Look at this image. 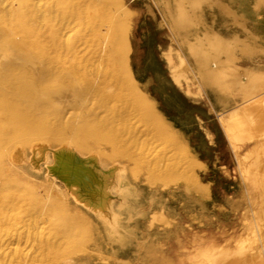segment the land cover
Returning <instances> with one entry per match:
<instances>
[{
	"label": "bare ground",
	"instance_id": "1",
	"mask_svg": "<svg viewBox=\"0 0 264 264\" xmlns=\"http://www.w3.org/2000/svg\"><path fill=\"white\" fill-rule=\"evenodd\" d=\"M254 1L257 9L264 7V0ZM228 2L222 6L227 17L225 23H233L235 18L234 23L246 29L242 13ZM123 3V0H0V233L9 235L6 240L0 236L4 240H0V246L6 243L5 250L13 247L18 252L23 243L24 246L30 244L37 249L36 253L43 255L44 251H49L52 254L49 260L42 255V258L31 257L34 254L32 249L30 258L55 264L63 256L79 251L84 241L82 237L89 230L84 222L86 214L93 212L97 217H107L112 229L117 230L118 212L122 208L127 207L129 216L133 215L134 205H130L129 199H135V194L127 190L128 180L124 178L114 189L97 160L92 155H81L77 148L89 149L88 144H93L94 140L89 142L88 139L94 137V143L98 142V145L104 143L102 140L112 142L116 155L128 151V147L137 143L141 136L137 133V126V131L133 128L129 131L137 119L151 126H146L151 129L150 140L167 137L169 143H173L175 151L172 152V148V154L168 153L170 159L174 152L186 149L184 143L189 142L191 130L185 126L183 113L204 115L209 111L208 103L213 106L210 111L215 112L241 100L242 105H236L237 108H233L227 117H220L221 131L216 129L232 149L243 181L261 191L257 207L249 209L235 202L232 207L235 228L229 235L226 230L221 234L200 233L187 241L176 231L172 232L178 245L184 247L190 242L192 247L184 253H161L157 260L160 264H264V49L242 42L235 36L228 41L206 27L193 41H187L183 52V47L176 42L178 30L184 26L203 28L207 9L218 8V2L214 0H145L144 4L125 9L122 8ZM156 8L161 12L168 31L177 39L170 36V42L163 43L160 50H154L149 59H143L147 74L143 78L145 74L140 67L143 47L139 31L145 21L141 19V13L145 9L152 12ZM146 23L152 26L151 39L155 40L158 38L155 28L161 22L155 18ZM100 39V61L107 60L114 72L113 83L119 88L113 89L111 81L107 83L105 79L93 80L88 69L91 57L89 53L86 56L80 53V43L87 48ZM63 55H69L75 61L63 62L66 59ZM185 62L192 65L196 74L191 75ZM93 99L101 102L92 104L95 103ZM119 103L127 104V107L123 110ZM127 118L134 120L128 123L125 121ZM208 124H203L204 130L213 139L215 133ZM62 141L64 144L56 146ZM160 142L157 140L156 144ZM176 163L168 162V166L171 164L170 168L180 169ZM187 163L186 167L190 164ZM43 164L46 165V173ZM181 170V173L173 171L181 175ZM185 172L183 175L190 177L193 173L192 178L195 179L191 186L202 187L196 170ZM159 178L161 181L165 179ZM57 181L63 184L64 189ZM111 191L118 192V206L112 200ZM18 207L22 209L11 214L10 211ZM44 223H47L45 227ZM231 223L233 226L232 220ZM41 229H48V232L44 234ZM61 238L64 241L60 242ZM9 244L13 246L9 248ZM103 252L101 254H105ZM10 253L12 256V251ZM25 255L24 252L25 263H33L27 262ZM20 258L15 259L14 264Z\"/></svg>",
	"mask_w": 264,
	"mask_h": 264
},
{
	"label": "rangeland",
	"instance_id": "2",
	"mask_svg": "<svg viewBox=\"0 0 264 264\" xmlns=\"http://www.w3.org/2000/svg\"><path fill=\"white\" fill-rule=\"evenodd\" d=\"M125 1L123 0L124 3L122 4V8H124V9H125V7H128V6L130 7L132 5L136 6L139 4H144V2H145V0H130V1L125 0ZM214 1L218 2L219 5L217 4V6H218V8L220 7L221 9H223L222 8L223 4H225L226 2L229 1L228 3L232 7H234L238 11V13H240V14L242 13L241 16L244 17V19L246 20V23H247L248 28H246V29L252 30L260 39H262L264 41V7L257 9L255 6L256 3L254 0H246V1L245 0H214ZM246 8H247V10H246ZM207 12L208 13L205 17L206 19H204V25L202 26L203 28H201V30H204L206 27H208V28L215 29V30L219 31L224 36L231 37V36L236 35L240 39L245 38L244 32L246 30H243V31L241 30V31H238L237 33H236V31L234 32L232 27H230L229 25H226L225 21L227 20V17L225 15L222 17L218 13V11L215 9L213 10V8L207 9ZM205 22H206V24H205ZM212 22H214V23H212ZM142 34L141 33L139 34L140 35L139 38L141 39L140 40L141 45L143 44V37H142L143 35ZM193 39H194L193 35H188L187 40L193 41ZM177 40L179 41V39H177ZM98 43H101V39L98 41L96 40V43L95 42L92 43V45L87 46V48L84 45V43H80V45H79L80 53L82 55L84 54V56L88 55V53H89V57H91V62L89 63L90 66L88 65V69L91 71V78L93 80L97 79V81L98 80L104 81V79H105L106 82L108 81L109 83L111 81L112 86L114 85L113 86V89H114V87L115 88L118 87V85L113 83V81H115V76H113L114 72L112 71L111 68H109L110 66L107 63V60L106 61L104 60L105 62H103V63L100 61L99 53L101 51H100V46ZM255 44L257 45L256 42H255ZM179 45H180V47H182V44L180 42H179ZM262 45L264 46V44H260V46H262ZM92 47H93V49H92ZM182 50H183V52L186 51V47L183 46ZM144 52H145V50H144V48H142V56H141L142 66H140V67L142 68L143 74H145L144 73V66H143ZM63 57L66 58L63 60V62L66 61V63H71V62L75 61L74 59H70L69 57H71V56H69V55H63ZM185 66L188 68V70L192 76H193V74H196L195 69L192 67V65L189 66L188 62H185ZM109 74H110V76H109ZM146 75L147 74L143 75L144 76L143 78H145ZM108 77H110V78L108 79ZM95 101H97V100L93 99L92 102H95ZM100 102L101 101H98V103H100ZM98 103L95 102L92 104L97 105ZM241 103H242L241 100L237 101V104H236V102H233V103H231L232 105L229 104L230 106L227 105L228 107L226 106L225 108L217 109V111H215V112L210 111V109L213 108V106L211 105V103H208L209 111H208V113L206 112V114H204V115L200 114L202 118L199 119L200 115H198V116H195V115L194 116H187L185 114L184 116H182V118H185L184 121H185L187 128L189 130H191L190 133L188 134L190 136L189 142L186 141V143H184V146L186 149H182L179 152L178 151L174 152L173 154L175 156L172 155L173 158H170V159L168 158L169 157L168 153L172 154L171 151L172 152L175 151L173 143L171 142V144H170L169 143L170 140H168L167 137L157 139L158 142H160L162 140L160 142V144L159 143L156 144L157 140L153 138V140L156 141L153 143V140L149 139V138H151V136H150V130L151 129H147V128H151V126L148 127L149 124H147V123L145 124V123H143L137 119L134 120V118L133 119L127 118V120H125V121H127V122L129 121L130 123H132L134 120V123L137 122L135 125H134V123H132L134 127L133 126L130 127L129 131L132 128L135 131H137V129H138L137 133L139 135L141 134V136H139L137 143H132L133 145L128 147V151H125V152L119 153V154L117 153L118 155H116L114 153L115 150H113L114 148H113L112 142L102 140V143L103 142L104 143L98 145V142L94 143L95 142L94 137H91L88 139L89 142L94 140L93 141L94 145L92 144V142L88 144L89 149L80 150L82 147H78L77 149L81 155L82 154L83 155H92L97 160V162L100 164V170H102V173L106 177L109 178L108 182H110V184L113 185L114 189L116 187L120 186L119 182L122 178L129 181V182L126 181V184L131 189H129V187H127V190H132L133 193L135 194L134 195L135 199H133V198L129 199L130 205H134L133 215L131 217L129 216L128 211L126 210V209H128L127 207H124L121 210L119 209L120 210L118 212L119 218L117 220L118 222L116 223L118 225V227H117L118 229L113 230L112 226H111V221L107 217H105V216L102 218L97 217L95 215V213H93V212L86 214L85 215L86 219L84 222H86L85 225L88 226L89 230H87V232L85 233V235H87V236L85 237V235H84L82 237V238H84L83 239L84 241H82L81 238L79 240L80 243L83 242L82 243L83 245L81 244L82 247L80 246L79 251H77L76 253L63 256L58 261H56L55 264H61V263L62 264H81V263L82 264H90V263L91 264H95V263L100 264V261L103 262L101 264H104V263L105 264H111V263L112 264L113 263L114 264H160L159 261L157 260L159 254H161V253H165V254L172 253L173 254V252H176V251L179 253H182V252L184 253L186 251H189L190 247H192L191 246L192 244H190V242H188V243L186 242L187 243V246L185 245L186 247L178 245V243L175 241V238H174V236H176V235L174 233H172L174 231H176L178 234L182 235L185 238V240H187V241H188V239L190 240V239H192V237L199 236L201 234H209V233L221 234L222 231H224V230H226L227 235L232 233V231L235 228V226H234L235 220H234V216L232 214V212H234V210L232 209L233 204L235 202H239L241 207L251 209V208L257 207V202L262 197L261 191L256 190L255 187L252 185H247L243 181L241 175L239 174L237 161H236L235 157L233 156L232 149L229 147V144L225 141L224 136H222V134L220 135V133L218 132L219 131L218 129H220V131H221V127L219 125L220 117L221 116L227 117L228 114L230 113V111L233 110V108H235L236 105L238 107L240 105H242ZM90 104H91V102H90ZM123 104L119 103L118 105L120 108L123 107V110H124L127 107V104H124V105ZM222 112H225V113H222ZM219 114H221V115H219ZM211 119H212V121H211ZM131 120H132V122H131ZM125 121L123 120V122H125ZM127 122H125V123H127ZM206 122L210 123L208 125H210L212 131L215 133L213 136L214 137L213 139H210L206 135V132L204 130L205 125H203V124H207ZM140 123H142V124H140ZM146 126H147V128H146ZM216 127L218 129H216ZM213 129H215V130H213ZM139 130H140V132H139ZM148 130H149V132H148ZM165 139L168 141H166ZM146 140H147V142H145ZM148 140H150L152 144L151 143L149 144L150 141H148ZM62 142H57L56 146H60V145L64 144V142H67V140L64 141L63 143ZM165 142L168 144V146L166 145ZM163 144L166 145L165 149H164ZM144 145H146V147H144ZM27 148H28V145H27ZM130 148H131V150H130ZM140 148H142V149H140ZM172 148H174V149H172ZM89 150H91V151H89ZM106 151H107V153L109 152L110 155H109V153L107 155ZM140 151H141V153H140ZM192 152H193V154H192ZM160 153L164 156V158L160 157V155H161ZM166 153H167V156H165ZM139 154L141 156H139ZM57 155L58 154L56 153L55 154L56 160H57ZM142 155L146 156V157L151 156L152 158L142 157ZM153 156H154V158H153ZM172 156H170V157H172ZM186 156H187V158H186ZM191 158H193L195 160L194 163L192 162L193 159L191 160ZM174 160H175V162H174ZM181 161H182V163H181ZM187 161L191 165L190 164L188 165ZM150 162L152 165L150 164ZM168 162L169 163L171 162V164H173V163L175 164L176 162H178L179 164L176 163V166L178 164V168L180 166V169H176V167L174 165L173 166L175 167V169L173 166H172L173 169L170 168L171 164L168 166ZM185 163H187V165H188L187 167H189V166L190 167L192 166V167L190 169L187 168ZM181 164H182V167H181ZM193 164H194V166H193ZM86 165H89V162H87ZM184 166H185L186 170L184 169ZM131 167H132V170H131ZM153 167H154V169L155 168L156 169L154 170ZM167 167H169L170 169H168ZM134 168L137 172L134 170ZM182 168L185 171L188 170L187 172H191V171L193 172V170H196L198 177H199V181L201 183H203L202 187L199 188V187L191 186V183H193V180L195 179V178H192L193 173L191 172L192 173V174H190V175H192L191 177L189 175H183V172H185V171H183ZM152 169L156 173L151 171ZM43 170L45 173L47 172V168H46L45 164H43ZM173 170H178L179 172H180V170L183 171L181 175H183L184 178L186 176H188V179H190L192 181H189L187 178L183 179V177H181V175L178 173V171L174 172ZM187 172H185V173H187ZM153 174L156 176H154ZM160 176H162V177H160ZM174 176H175V179H174ZM158 178L159 179L165 178V179L161 181V180H158ZM152 181H154V182H152ZM57 182L59 183L61 188L64 189L63 184L59 181H57ZM135 183H136V185H135ZM205 184L207 187L205 186ZM123 186H125V184L121 185V187H123ZM180 192H182L183 194ZM110 194L112 196H114V198L112 200L114 202L116 201L115 203L118 206V202H119L118 192L111 191ZM167 198H169L170 200ZM199 202H201V203H199ZM71 203L73 205H75L73 202H71ZM204 207L207 210L206 209L203 210ZM71 208H73V207H71ZM21 209L22 208L18 207V208L12 209L10 212H11V214H15V213H18ZM0 212H1V208H0ZM158 212H160L159 213L160 215L158 214ZM172 213H174V215ZM176 213L178 214L177 216L175 215ZM191 215H193V216H191ZM215 215H217L219 218H217V216H215ZM184 216H185V219H182ZM195 217L197 218V220ZM199 217H201V218L198 220ZM220 218L221 219L223 218V219L221 220ZM129 219H131V221ZM160 219L163 221H160ZM230 219L232 220L234 227L231 226L232 223H231ZM201 222H203V223H201ZM102 224H103V226H102ZM220 224H221V226L219 227ZM46 225H47V223H44L43 226L45 227ZM124 225H125V227H124ZM194 226H196L199 230ZM90 227L93 228V231H92V229L90 230ZM207 227L210 230H208ZM210 227H212V228H210ZM204 228H206V229H204ZM156 229H158V230H156ZM24 230H26V228ZM41 230L43 231L44 234L48 232V229H46V230L41 229ZM200 230H201V232H200ZM124 231H125V233H124ZM147 231H148V234H147ZM156 232H158V233H156ZM95 235H97L98 238ZM148 235H149V237H147ZM150 235H151V237H150ZM0 236L4 237L3 238L4 240L9 238L8 237L9 235L3 236V235H1V233H0ZM157 236H159V237H157ZM2 237L0 240L4 241V240H2ZM116 237L119 239H117ZM63 238H64V240H66L65 237H63ZM63 238L60 239V242L64 241ZM152 238H155V239H152ZM85 239L87 240L86 242H85ZM94 239H95L94 242H96V243H94L92 241ZM124 239H125V241H123ZM150 239H152V240L150 241ZM97 241L99 243H97ZM91 242H93V243H91ZM148 242H150V243H148ZM103 243L104 244L106 243V244L104 245ZM144 243H145V247H144ZM101 244H102V247H101ZM147 244H148V246H146ZM29 245L27 244L26 246H24V243L22 244V246H21L22 248L20 251L23 253V255L20 251L16 252L17 250H15V248H13V247L10 248V246H13L12 244H9L10 249L6 248V250L8 249V251L5 250V247L8 246V245L6 246V243L1 245L0 246V264H3L5 262V260L7 261V262H5V264H12V263L14 264V262H16L15 259H18L20 257L21 258L18 260L19 262L15 263V264H23V263L24 264H42L41 262H44V261L37 262V261H40L41 259L36 260V258L35 259L30 258L31 254H32L31 251H33V250H34V252H33L34 254H32L31 257L37 256V258H42V256H43V258H46L47 260H49V257L52 256V254L49 251H44L43 255L38 253V252L36 253L37 249L35 247H33L32 245H30V247H29ZM115 245H116V247H115ZM2 246H4V247H2ZM135 246H137V247H135ZM128 247H130V248H128ZM2 248H3V251H2ZM182 248H184V249H182ZM169 249H170V251H169ZM176 249H178V250H176ZM27 250H28V252H26ZM118 250L121 253H119ZM11 251L13 253L12 256L14 257L13 259L11 258L12 257L11 253H10ZM29 251L31 252V254L29 253ZM2 252H3V254H1ZM8 252H9V254H8ZM24 252H25V254H26L25 256L27 258L26 261L28 262L30 260L33 263H31V262L25 263V259H24L25 257H23ZM101 252L105 253L106 255L108 254V256H106L105 254H101ZM141 252H142V255H141ZM14 253L15 254L17 253L16 256H18V255L20 256V254H21V256L16 258ZM35 253L38 254L40 257L38 255H36ZM4 254H5V256H2ZM27 254H28V256L29 255L30 256L28 257ZM136 254L138 256H136ZM100 255H101V257H100ZM7 256H8V258H7ZM9 256H10V258H9ZM83 256L84 257L86 256V257L84 258ZM91 256H93V257H91ZM118 256H119V258H118ZM1 257H4V258H1ZM107 257H110V258L107 259ZM114 257H115L116 261L113 259ZM117 258L120 260H118ZM35 260H36V262H35ZM103 260H105V261H103ZM8 261H10V263H8ZM44 264H50V263H49V261H46V262H44Z\"/></svg>",
	"mask_w": 264,
	"mask_h": 264
},
{
	"label": "crops",
	"instance_id": "3",
	"mask_svg": "<svg viewBox=\"0 0 264 264\" xmlns=\"http://www.w3.org/2000/svg\"><path fill=\"white\" fill-rule=\"evenodd\" d=\"M199 1H204V0H199ZM217 11L218 13L223 17L225 14L223 13V9L221 8H217ZM153 12V13H152ZM152 12H149V11H146V9L144 11H142L141 13V19L144 18V23L142 24L141 28H140V33L143 35V44H142V47L144 48L145 52H144V59H149L151 56V53L155 50H160L161 49V46H163V43H167V42H170V36L171 33L168 31V27L165 23H163L162 21V14H160L161 12L156 8V9H153ZM155 18L160 21L161 23H159V25H157L158 27L155 28L156 31L158 32L157 34V37L155 40H152L151 39V30H152V26L149 25L148 21H154ZM233 23H229V22H226V25H229L230 27H232L233 31L236 33L238 31H243V30H246L244 33H245V38L244 39H240V41H246L248 42L249 44H251L252 46L254 47H258V48H262L264 49V46H260V44H264V41L262 39H260L252 30L249 31V29H245L243 27H240L237 23H234L236 21V19H232ZM229 23V24H228ZM235 26V27H234ZM248 28V27H247ZM209 30L215 32V33H218L219 35H221L222 37H224L226 40L228 41H231L232 40V37L234 38V36L237 38L236 35L234 36H231V37H228V36H224L222 35L219 31L215 30V29H211V28H208ZM203 32V30H201V28H196L194 26H184V27H181L178 32H177V37L178 39L180 40L179 42L182 44V47L184 45V47L187 48V45H188V40H187V37L188 35H193L194 38H196L200 33ZM252 36V37H251ZM173 39H175L174 35L172 36ZM259 39V40H258ZM176 40V39H175ZM178 44L179 42L176 41ZM255 42L257 43H260L257 45L255 44ZM254 44V45H253ZM163 59V57L161 58ZM144 73H146L144 71ZM190 105H196V104H193V103H190ZM197 106V105H196ZM188 115V113H183V115ZM195 115V112L192 113V116ZM197 116V115H195ZM186 126V124H185ZM187 127V126H186Z\"/></svg>",
	"mask_w": 264,
	"mask_h": 264
}]
</instances>
